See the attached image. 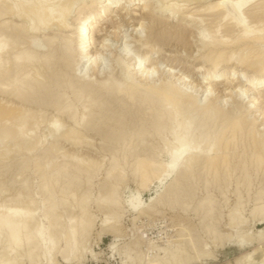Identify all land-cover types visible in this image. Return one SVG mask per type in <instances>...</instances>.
Returning <instances> with one entry per match:
<instances>
[{"label":"bare ground","instance_id":"bare-ground-1","mask_svg":"<svg viewBox=\"0 0 264 264\" xmlns=\"http://www.w3.org/2000/svg\"><path fill=\"white\" fill-rule=\"evenodd\" d=\"M5 1L0 0V6H3L2 3ZM160 1L162 5L159 8L158 6L154 7L151 4V0H10L7 8L5 7L6 9L0 11V92L1 94L5 93L18 98L21 103L48 105L54 107L61 114H68L70 119L74 121L75 126L64 130L59 124L61 122H59V119L55 118L56 121L54 122L51 120L54 138L56 136L67 137L74 143L86 145L88 143L85 137H82L84 136L82 135L84 130H89L93 134L101 136L105 140L109 151L114 154L120 152L122 156L120 157L123 158L121 163L119 159L115 158L111 164L112 172L117 171L120 173L118 176L119 180L125 177L123 175L125 169L124 159L134 152L142 151L141 154H137V160L134 162L133 168L135 176L140 179L141 188L147 189L151 182L161 180L165 174L172 177L166 189L157 191L156 195L151 198V205L163 198L176 205L177 202L180 203V199L188 194L185 191V185L183 188L185 190L182 189V181L184 179L188 181L193 176L195 177V175L192 177L191 175L198 170H204L209 175L211 173L213 177L214 175L217 177L220 173L224 171L228 173L227 170L235 167L231 169L232 173L233 170L240 169H242V172L245 171L247 173H244L247 175L246 181L244 180L245 183L250 182V175L248 174L250 173L248 169L250 165L252 168H261L264 172V126L263 129L261 128L262 130L258 128L260 122L264 124V103L262 104L263 100L260 101V97L264 96V51L262 48L259 49L260 46L264 45V27L253 28L248 26L245 17L251 6H254L253 9L255 11H252L251 8L252 12L250 14L253 17H257L259 10L264 7V1L209 0L203 6L202 10L211 16L217 18L221 16L222 20L226 21L228 29L239 27L241 30L231 40L214 38V35L206 34L207 31L205 29H202L203 31L200 33L198 32L199 34L197 33L198 40L201 41L205 50L199 60L201 59L210 67L205 70L201 79L204 98H199L198 92L195 93L189 90V86L187 87L186 84L187 81L179 82L174 80L173 73L170 70H163L159 66V60L155 59L152 54L154 46L152 47L151 44L149 46L148 38L146 40L137 28L136 36L140 42V48L139 44L137 47L142 52L140 57H134L128 49V45L126 49L115 54V64L103 61L102 53L104 52L102 50L110 48L109 43L104 39L105 37L101 41V49L93 52L94 30H96L98 25L102 27L100 24L101 20H104L105 17L107 18L108 13L114 11L134 10L130 14L133 16L137 13V10H140L142 17L146 16L152 19L151 30H154L159 38L163 37L164 39L165 36H169L170 39L171 36H185L188 24L172 31L167 27L169 24L164 26V20L162 19L168 9L172 11L173 15L170 14L172 16L183 11L182 4H180L181 1L193 2L194 0ZM157 7L159 10H157ZM75 12H77L75 14L77 18L72 20L71 23L69 20L73 17L72 13ZM7 13L22 20L26 19L29 24L19 27L11 24V22H5L3 21V16ZM124 13L126 16L127 13ZM83 14H86V16H83ZM121 15L123 16V14ZM193 15L195 14H186L188 22H202L201 19L200 21L194 19ZM172 16L166 19L169 20ZM84 22H87V24H84ZM162 24L163 28L161 27ZM53 26H55V29L56 27L60 29L63 33L60 32L61 34L57 33L50 38L47 37L48 39L44 43L41 41L37 42V38L35 39L34 37L38 33L41 34L45 30L51 29ZM76 29L78 30L76 31ZM23 31L28 33L29 38L27 39H30V41L28 40L30 47L21 51L17 37ZM110 32L116 37L119 33L117 29ZM150 33L148 35L150 36L149 38L153 35V33ZM32 34L36 35L32 36ZM127 37V35L124 36L125 41H128ZM155 40H157L156 37ZM58 41L61 42L59 43L61 44L59 45L61 46V55L57 59L61 62L63 70L54 74L50 84L44 82V75L46 74L44 73L43 75L39 70L36 72L37 74L33 75L31 71H26L22 77L18 75V70L24 65L27 67L35 66L43 71L46 65L49 69L51 67L54 68L53 64H57L54 62V58H56L54 49L56 47L55 44L58 45ZM148 41L150 42V39ZM238 46L241 47L238 55L234 50L226 52L227 48L233 49ZM15 48L17 51L14 53V57L6 58L5 55ZM231 62L235 66L230 71L225 72V67ZM204 63L202 64L204 65ZM117 66H119L118 71L122 69L120 75L116 71ZM239 67H244L241 73L239 72ZM249 70L253 71L252 76L248 75L247 72ZM92 71L100 73L101 81L92 77ZM199 72H202V67L199 68ZM161 76L164 77V82L159 83L158 81L160 80L158 78ZM243 84L246 86V88H243L244 90L241 89ZM223 89L229 92L228 94L234 99V102H239V107L241 108L236 110L234 107L236 111H232L228 109L229 106L226 108L228 103H221V96L216 92L217 90L223 91ZM1 102L0 147L2 148V145L7 147L13 140H17L15 141L17 145L15 144L14 149H7L9 146L7 148L3 147L6 153L5 155L3 153L4 158L1 160H4L5 163L7 160L14 159L18 154H31L41 148L44 141L41 138L34 140V137H31V132L37 128L34 125H29V132H27L28 124H36V126L39 124L37 116L33 117V114L29 113L31 112L30 108H28L29 112L25 110V105H23L25 111L22 107L21 110L20 108H15L18 111L20 110V114L17 117L16 115L13 116L15 119L17 118L18 122L15 127L11 128L9 124L12 123V126H14L15 122L13 120L15 119L9 123L8 120L12 119V115L9 119L5 117L10 114L11 101H9L10 103L8 102L10 104L8 106L6 105L7 101L5 102L6 104L2 103V105ZM15 109L13 110L15 111ZM15 113L17 114V112ZM253 114L255 116L251 119ZM32 126H34V129L30 128ZM157 139L161 142L160 145H156L155 140ZM240 144L243 145H241V150L245 151L244 154H247V151L249 153L250 150V157L248 156L250 163H247L246 160L248 158L245 159L246 155L245 157L241 156L242 152L240 151L241 153L238 152V159L241 156L242 160L240 159V163L235 165L232 162V156L237 151H235V148H238L237 146H240ZM55 146L49 147L48 145L49 148L46 151L44 150L47 155L45 162L35 158L36 161L34 163V168L37 171L43 170V173L45 172L42 175L46 178H44L46 183L43 188L47 190L48 196L44 201L47 205L44 210V216L49 222V226L45 229L35 225L36 207L32 206L34 201H30L29 204L26 203L28 206H21L22 208L13 206L14 208L2 209L0 205V243L7 238L8 245L4 244L6 246L4 250H6L8 256H12L10 259L5 260L1 258L0 264H23L25 259L41 264L39 260L42 256L46 258V264H52L53 260H55L52 250L57 249L58 242L55 240L56 237L54 238L53 233L57 230V226L60 224L58 221L63 213L60 214L58 212L57 193L54 189L61 180L69 179L68 185L62 190V193L65 194L73 184L80 181V174L89 169V165H87L89 160L88 162L86 160L85 163L83 161L84 157L82 160L74 162V173H70L67 163L54 167L55 157L57 156L55 153L58 152H56ZM243 147L247 150H243ZM48 169L52 170H50V175L44 171ZM230 175L229 173L228 176ZM236 192V194L241 193L239 188H237ZM140 195L141 191L139 190L130 199L129 206L132 210L142 213L148 208H141L140 200H138ZM256 197L258 202L256 201L257 206L253 209V212H256V214L257 212L260 213L263 217L262 220H264V192L261 190ZM104 198V203L110 205L115 214L122 207V203L113 186L108 189ZM203 200L201 205H199L201 207L208 206L209 209H207L206 216H210L214 210L212 205L214 201L211 195H208ZM67 201L68 199L65 200V205L68 203ZM242 205V202L237 205L232 211V216L229 214L231 223L236 226H240L245 221L240 216ZM112 221V219H109L107 224H112ZM70 222L63 230V239L66 240L68 247L71 249L73 240L77 241L78 235L80 233L84 234L88 230L89 223L84 218L78 220L76 217H72ZM258 235L261 241L258 247L256 246L252 252L240 256L236 264H264V244L261 245L262 242L264 243V230L260 231ZM229 238L233 240V235H230ZM243 241L249 243L254 240L252 236L246 234L240 237L238 244L241 247L245 246ZM198 253L201 254L200 257L206 256L209 259H214L207 250H200ZM256 253L259 254L257 255L259 256L257 260L255 259ZM70 255L69 252L68 254H63L66 260L71 258ZM192 259L194 260V258ZM197 259L200 260V258ZM149 264H161V258L153 259Z\"/></svg>","mask_w":264,"mask_h":264},{"label":"rangeland","instance_id":"rangeland-1","mask_svg":"<svg viewBox=\"0 0 264 264\" xmlns=\"http://www.w3.org/2000/svg\"><path fill=\"white\" fill-rule=\"evenodd\" d=\"M9 1L10 0H6L2 3L3 6H0V11L7 8L10 3ZM190 2L181 1L180 4H182L183 11L177 13V15L175 16H172V11L168 9L164 13L165 16H163L162 19L164 20V26L165 24L166 26L167 24H169L167 27L172 31H175V29L180 26H185L188 24V30L186 29L187 33L185 36H171L170 39L169 36H165L164 39L163 37L159 38L157 36V33L154 30H151L152 19L146 16L142 17L140 10H137V13L133 16H131L130 14L134 10H120L121 12L114 11L112 13H108V19L105 17L106 19L104 18V20H101L102 23L100 22V24L102 25V27L98 25L96 27V30H94L95 32L93 33L92 43V47H94L93 52H96L97 49H101V41L105 37L104 39H106V42L109 43L110 48H106V50L104 51L102 50V52H104L102 53L103 61L110 62V64H115V54L118 51H123L124 49H126L128 45V49L133 54V56L138 58L142 55V52H140L139 49L140 42L138 41L136 33L140 31L145 39H150V42L146 39L149 46H154V51L152 54L155 59L159 60V66L163 70H170L173 73L174 80L179 82L187 81L186 84L187 87L189 86V90H192L195 93L198 92L197 94L200 96L199 98H204L201 79L203 74L205 73V70L209 69L210 67L201 59L199 60L201 54H203L205 50L202 47L201 41L198 40L199 37L197 36V33H200L205 29L207 31L206 34H210L211 36L214 35V38H225L231 40L233 37L237 36L241 32V30L239 27H231L228 29L226 26V21L222 20L221 16H218L217 18L215 16H211L207 12H204L202 10L203 6L207 4L209 0H194L193 2ZM151 4H153L154 7L158 6L160 8L162 2L160 0H151ZM253 7L254 6L250 7V9L252 8V11L254 10ZM159 8L157 10H159ZM250 9L245 15L247 21L246 24L253 28L264 27V7L259 10V13L257 12V17H253V15L250 14L252 12ZM124 12L127 13L126 16L124 15ZM76 13L77 12L72 13L73 17L69 20V22L72 23V20L77 18V16H75ZM188 13L195 14L193 15L194 19H196L197 21H200L201 19L202 22H188V20L186 19V14L188 15ZM121 14H123V16ZM168 14H172L170 15L172 16V18L169 19L170 21L166 19L167 17H170ZM83 16H86V14H83ZM3 18V21L11 22V24H15L19 27H23L24 24H29L28 20L27 23L26 19L22 20L21 18L15 17L14 15H10L8 13L5 14ZM84 24H87V22H84ZM161 27L163 28V24L161 25ZM136 28L138 31L136 30ZM114 29H117L121 34L118 33L117 37L115 35H112L110 31ZM227 29L228 31H226ZM77 30L78 29H76V31ZM60 32V29H57V27L55 29V26H53L51 27V29L47 31L45 30L41 34L36 33V36L33 34L32 36H35V39L37 38V42L41 41L44 43V41H46L48 38ZM149 32H151L150 34L153 33L154 36L151 35V38H149ZM19 34L21 36L19 35L17 37V40H19L18 42L20 44V50L22 51L29 49L30 39H27L29 38L28 33H26V31H23ZM126 35L128 36V41H125L126 39L124 38V36ZM155 37L158 41L155 40ZM60 41L57 42L58 45L55 44L56 47L54 49V52L56 58H54V62L57 64H53L54 68L51 67V69H49L46 65L44 66L45 70L43 71L42 69H37L35 66L27 67L24 65L20 68V70H18V75L22 77L26 73V71H31L33 75L39 70L41 71V73H43V75L44 73L46 74L44 75V82L50 84L52 82V77L54 76V74H57V71L63 70L61 62H59L57 59L61 55V46H59L61 44L59 43H61L62 41ZM137 45L139 46V48L137 47ZM239 48L241 47L238 46L234 47L233 49L227 48L226 52H232L234 50V52H236L238 55V53L240 52ZM261 48L264 51V45L260 46L259 49ZM16 51V48L11 49L5 55V57L13 58ZM202 63H204V65ZM233 66H235L233 62L229 63L225 67L224 71H230ZM201 67L202 72L198 73V70ZM243 68L244 67L238 68L240 73ZM118 70L119 66H117L116 71L120 75L122 69L120 71ZM247 73L249 76L253 75V71L249 70ZM92 77L101 81L100 73H94L92 71ZM159 78V83L164 82L163 76ZM244 85L245 84L241 86V89L246 88V86ZM216 93L221 96V103H228L226 105V108H228L229 106L228 109H231L232 111H236L238 108H241L239 107V102H234V99L229 96L228 91H225L223 89V91L217 90ZM0 99L2 101H0L1 105L2 103L4 104L7 101V104L5 103L7 106L10 104L12 106H16H11L13 109L20 108L21 110L23 108L24 110L23 105H25V110H28V112L31 110V112L29 113L33 114V117L37 116L36 118H38L39 124L37 123L38 126H36V124H28L27 132H29V125H34L37 128L34 129V126L30 127L34 129V131L30 129L32 131H30L32 133L31 137L33 136L34 140H38L39 138H41L44 141L43 146L38 150L32 152L31 154H18V156H16L14 159L7 160L5 161V163L4 160H1L4 158V155L6 153L4 148L11 146V148L8 147L7 149H14V146L17 143H15V141L17 140H13L7 147L2 145V148L4 147L3 149L0 147V150L2 151H0V205L2 209L27 207L28 205L26 203L29 204L30 201H34L32 206L36 207L35 225L41 226L42 228L46 229L49 226V222L44 216V210L47 207L46 202L44 201L48 196V192L43 188L45 186L46 180H44L45 177L42 175L45 172L43 173V170L37 171L36 168H34L36 159L38 158L42 162H45L47 159V155L45 154L46 149L52 147V145H56V148L53 147L56 149V152L58 151L57 153H55V155L57 156L55 157L54 155L56 159L54 162V167H58L60 164L63 165V163L65 165L67 163L70 168V173H74L73 167L76 160H82L83 157V161L85 163L86 160L87 162L89 160V164H87L89 165V171H83L80 174V181L73 184L65 194L62 193V190L65 186L68 185L69 179L61 180L54 189V191L57 193L55 194L58 199V212H60V214H63L58 221V223L60 224H58L57 226V232L55 231L53 233V236L54 238L56 237L55 240L58 242V244L57 249L52 250V254L55 255V260H53L52 264H149L151 260L157 258H161V264H176L181 260L182 261L179 264H196L197 262V264H236V261L240 256L252 252L255 247H258V244L261 242L259 240L260 236L258 234L260 233V231L264 230V220H262L263 217L260 215V213L257 212L256 214V212H253V209L257 206L258 202V200H256L258 199L256 196L259 195V192H261V190L264 192V172L261 168L260 169L262 170V172L260 169H256L254 167L253 169L250 165V167H248L250 172L248 173L250 175V182L248 181L246 183L245 181L247 175L245 174L247 173L245 171L242 172V169L240 168H237L240 170H233V174L231 169L235 167H231V169L227 170L228 173L224 171L225 173L222 172L217 175V177H215V175L213 177L211 173L209 175V173H206V171L204 170H198L191 175V177L193 175H195V177L193 176L188 181L186 179L182 181V189L185 185L186 190H183H185L188 194L187 196L182 198L183 200L180 199V203L177 202L175 205L169 202L167 199L163 198L160 201L156 202L154 205H151V198L156 195L157 191H164L166 189V186L170 183L172 177L165 174L161 180H154L153 182H151L147 189L141 188L140 179L139 177L135 176L133 168L135 164L134 162H136L137 160V154H141L142 151H139L138 153L134 152L135 154H130L126 159H124L123 164L125 165V169L123 175L125 177L119 180L118 176L120 173L114 170V172H112L111 164L114 162L115 158L119 159L120 163L122 162L123 158H121L122 156L120 152L114 154L112 153V151H109L108 147L106 146L105 140L101 138V136L93 134L89 130H84V133H82V135L84 136L82 137H85V140L88 143L86 145H79L77 143H74L67 137L61 138V136H58V140L57 136L56 138H54V134L52 131L53 127L51 123L52 121L54 122L56 121V119H59V122L61 121L59 124H61L64 130L70 129L71 126L74 127V121L70 119V116L68 114H61L54 107L48 105H38L36 103L26 104L25 102L21 103V100H19L18 98H14L13 96L5 93L1 94V92ZM260 99V101H264V96H261ZM9 101H11V103ZM263 101L262 104L264 103ZM8 102L10 104H8ZM230 104H232V106H230ZM11 107L9 108L10 114H7L5 117L9 119V117L11 118L12 115V119L8 120L9 123L13 121L15 122L13 124L14 126H12V123L9 124V127L12 128L15 127L16 123L18 122L17 118L15 119L13 116L16 115L17 117V115L20 114V110L18 111L15 109L14 111ZM234 107L236 110L234 109ZM28 108H30V110ZM11 110H13L14 112ZM15 112H17V114ZM254 116L255 115L253 114L251 119H253ZM263 126L264 124L261 122L258 124V128L260 129H263ZM50 132L52 133L53 138ZM155 143L156 145L161 144L158 139L155 140ZM132 144H134V142H132ZM241 145L242 144H240V146L238 145V148H235V151H237H234L235 153L232 156V162L235 165L237 163H240L239 160H242L241 156L245 157L246 155L245 159H247L248 156L250 157V150L249 153L248 151L246 152L248 155L244 154L245 151L241 150ZM243 150L247 149L243 147ZM238 152L241 153L239 159ZM165 159L167 160V158ZM237 160L238 162H236ZM248 160L250 161V159L248 158L246 160L247 163H250ZM50 170L51 169L44 171H46V173L50 175L52 171ZM229 173L232 175H230L231 177L228 176ZM225 177L227 180H229L227 181ZM159 181L161 182V184ZM111 186H113V188L115 189L122 203V207L118 211H116V214L110 207V205L104 203V197L107 195V191ZM237 188L240 189L241 196L240 194H236ZM139 190L141 191V195L138 200H140L141 208H148L142 213L132 210L129 206L130 199ZM208 195H211L212 200L215 202H213L212 204L214 206V210L212 212L213 215L211 214L212 216H206V213L208 211L207 209H209L208 206H200L204 201L203 199H205ZM23 197L25 200L23 199ZM67 199L68 203H66L65 205L64 202ZM241 202L243 205L240 216L245 221L240 226H236L231 223L232 211ZM72 217H76L78 220L84 218L89 223V228L84 234L80 233L78 235L77 241L73 240V246L70 249L66 240L63 239V230L71 223L70 219ZM109 219L113 220V223L110 225L107 224V221ZM246 234L252 236V239L254 241L249 243L243 241L245 243V246L241 247L238 244L240 237ZM230 235H233V240H230ZM4 244L6 246L8 245L7 238H5L0 243V259H10L12 256L9 255V257L6 254V250H4V247L6 246ZM263 244L264 243L262 242L261 245ZM81 250L83 251L81 252ZM200 250H207L209 253H211L214 259H209L206 256L200 257L201 254L198 253V251L200 252ZM63 251L66 253H64ZM59 252H61L62 254ZM68 252L71 254V258L69 260H66L63 254H68ZM257 255L259 254H255L256 260L259 258V256ZM192 258H194V260ZM197 258H200L201 262ZM23 261H25L26 264H36L35 261L32 262L27 259ZM39 262H41V264H46L47 260L44 256H42Z\"/></svg>","mask_w":264,"mask_h":264}]
</instances>
